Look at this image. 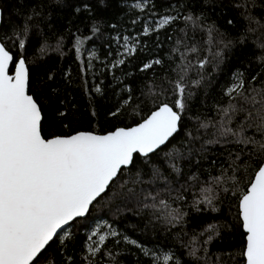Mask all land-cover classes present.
<instances>
[{"label": "snow or ice", "instance_id": "1", "mask_svg": "<svg viewBox=\"0 0 264 264\" xmlns=\"http://www.w3.org/2000/svg\"><path fill=\"white\" fill-rule=\"evenodd\" d=\"M261 37L264 0H0V264H264Z\"/></svg>", "mask_w": 264, "mask_h": 264}, {"label": "trees", "instance_id": "2", "mask_svg": "<svg viewBox=\"0 0 264 264\" xmlns=\"http://www.w3.org/2000/svg\"><path fill=\"white\" fill-rule=\"evenodd\" d=\"M226 2H227V0H226ZM3 3L8 4L10 6L11 0H3ZM257 35H259V34H257ZM261 39L264 40V37H261ZM247 48L251 52L252 55H256L259 52V49L257 48L256 44H254L252 42V39H249ZM233 52L238 54V50L237 49H233ZM245 62H247V61H245ZM216 92L217 93L219 92V85L216 86ZM85 104H86V101L83 98H81L80 99L81 111H84L83 106ZM85 119H87V117H85ZM128 122L129 121H128V118L126 116L123 117V118H120V119H106L105 116H104V114L101 113L100 114V118H99V128H100L101 131H103V130H106V129H110L111 127H113L116 124H123V123H128ZM91 123L94 124L95 121H92ZM84 126L87 127L88 126L87 123ZM93 214L95 216H97V217L102 216V212H99L96 209H93ZM130 219L132 220L133 223H135V219L136 218L132 217ZM231 239L232 238L230 236L229 237H226V240L227 241H231ZM236 239H237V241L239 240V235L238 234H237ZM217 243H219V242H217ZM238 246L239 245L237 243L236 244V247H238ZM213 249L215 250V244L213 245Z\"/></svg>", "mask_w": 264, "mask_h": 264}]
</instances>
